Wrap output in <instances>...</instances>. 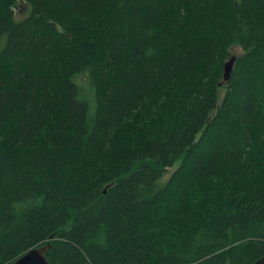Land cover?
I'll return each mask as SVG.
<instances>
[{"label": "trees", "instance_id": "16d2710c", "mask_svg": "<svg viewBox=\"0 0 264 264\" xmlns=\"http://www.w3.org/2000/svg\"><path fill=\"white\" fill-rule=\"evenodd\" d=\"M47 242L48 264L264 255V0H0V264Z\"/></svg>", "mask_w": 264, "mask_h": 264}, {"label": "water", "instance_id": "95a60500", "mask_svg": "<svg viewBox=\"0 0 264 264\" xmlns=\"http://www.w3.org/2000/svg\"><path fill=\"white\" fill-rule=\"evenodd\" d=\"M236 55H231L229 60L224 65L223 79L227 81L230 77ZM50 248V242L36 245L25 251L11 264H48L47 252ZM250 264H264V255L260 256Z\"/></svg>", "mask_w": 264, "mask_h": 264}, {"label": "rangeland", "instance_id": "374dc122", "mask_svg": "<svg viewBox=\"0 0 264 264\" xmlns=\"http://www.w3.org/2000/svg\"><path fill=\"white\" fill-rule=\"evenodd\" d=\"M14 12H15V18H16V19H20V18H22V17H24V16H26V15L28 14V12H29V7H28L26 4L18 3V6L14 9ZM233 52H234V53H233L234 55H237V54L240 52V50H239L238 48H235V49L233 50ZM223 92H224V89H223V88L220 89L219 94H218V100L221 99V97H222V95H223ZM178 163H179V162H178ZM178 163H176L173 167H170V168H168L167 170H165L166 172H165V176H164L163 179H165V178L167 177V175H169V173H171L172 169H173L175 166H177ZM40 245H41V244H40Z\"/></svg>", "mask_w": 264, "mask_h": 264}]
</instances>
